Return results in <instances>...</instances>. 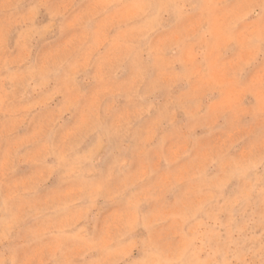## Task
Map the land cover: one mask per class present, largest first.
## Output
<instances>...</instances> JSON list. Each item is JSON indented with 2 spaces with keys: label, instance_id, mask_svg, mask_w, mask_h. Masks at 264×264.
I'll return each instance as SVG.
<instances>
[{
  "label": "rangeland",
  "instance_id": "rangeland-1",
  "mask_svg": "<svg viewBox=\"0 0 264 264\" xmlns=\"http://www.w3.org/2000/svg\"><path fill=\"white\" fill-rule=\"evenodd\" d=\"M0 264H264V0H0Z\"/></svg>",
  "mask_w": 264,
  "mask_h": 264
}]
</instances>
